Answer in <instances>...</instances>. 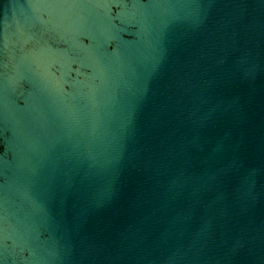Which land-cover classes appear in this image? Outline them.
Wrapping results in <instances>:
<instances>
[{"label":"water","instance_id":"1","mask_svg":"<svg viewBox=\"0 0 264 264\" xmlns=\"http://www.w3.org/2000/svg\"><path fill=\"white\" fill-rule=\"evenodd\" d=\"M0 264H264V0H0Z\"/></svg>","mask_w":264,"mask_h":264}]
</instances>
